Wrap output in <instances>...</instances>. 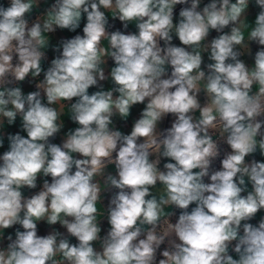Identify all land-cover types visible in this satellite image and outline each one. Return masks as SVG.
Masks as SVG:
<instances>
[{
  "label": "clouds",
  "instance_id": "9594fccd",
  "mask_svg": "<svg viewBox=\"0 0 264 264\" xmlns=\"http://www.w3.org/2000/svg\"><path fill=\"white\" fill-rule=\"evenodd\" d=\"M5 141L0 264H264V0H0Z\"/></svg>",
  "mask_w": 264,
  "mask_h": 264
},
{
  "label": "crops",
  "instance_id": "0c3cea01",
  "mask_svg": "<svg viewBox=\"0 0 264 264\" xmlns=\"http://www.w3.org/2000/svg\"><path fill=\"white\" fill-rule=\"evenodd\" d=\"M180 7H181V6H179V5L177 6V12H178V10H179ZM253 12H255V9H253ZM250 18H251V17H250ZM117 26H119V24H117ZM81 29H82V26H81ZM81 29H78L77 32H81ZM130 30L134 31V30H135L134 26H130ZM75 34H76V33H70V32H68L67 30H65V31H63V32H58V33L56 34V36L53 37V41H52V42H53V44H55V43L57 42V40H58L60 37H71V36H73V35H75ZM213 35H215V33H213ZM174 42L177 43V44L179 43L178 40H177V41H174ZM48 54H49V57H50L49 59H51L52 56L54 55L51 51H49ZM205 59H206V57H205ZM206 62H207V60H206ZM109 64L111 65V61H109ZM46 66H47V64H45V67H46ZM110 86H111L110 82H109V83H106V85H105V87H110ZM30 90H33V89H32L31 87H27V86L25 87V91H30ZM90 91H92V90H90ZM142 107H143V106L140 105V106H137V107H135V108L133 109V112H132V117H133V118L136 117V115L138 114L139 109L142 108ZM65 111H67V109H65ZM64 119H65V124H66L65 131H66L68 128H74V127H76V125L72 124V123L68 120L67 117H65ZM130 126H131V119L129 120V122H128V126H127V127H125L123 124H119V127L121 128V130H122V131H125V132H127V131L130 130ZM165 126H167V123L165 124ZM18 128H19V121H17V125H16V126L8 127V128H7V131H8V132L15 133L16 131H18ZM22 134H23V133H22ZM55 142H57V143L60 142L59 137L57 138V140H56ZM6 148H7V141H5V146H4V148H0V154H2L3 151L6 150ZM257 159H260V157L257 156ZM108 170L114 172V167H113V166H110ZM25 194L27 195V192H26ZM98 207H100V206L98 205ZM57 227H59V226L57 225ZM105 227H107V224H106V223H105ZM9 231H11V230H9ZM47 231H48L47 226L44 225V224H41L40 227H39V234H41V235L46 234ZM61 231H63V229H61Z\"/></svg>",
  "mask_w": 264,
  "mask_h": 264
},
{
  "label": "built area",
  "instance_id": "2783aa9c",
  "mask_svg": "<svg viewBox=\"0 0 264 264\" xmlns=\"http://www.w3.org/2000/svg\"><path fill=\"white\" fill-rule=\"evenodd\" d=\"M48 56H49V54H48ZM50 58V57H49Z\"/></svg>",
  "mask_w": 264,
  "mask_h": 264
}]
</instances>
